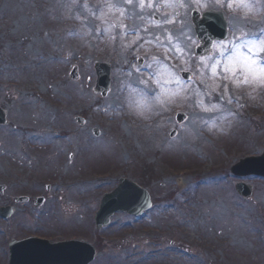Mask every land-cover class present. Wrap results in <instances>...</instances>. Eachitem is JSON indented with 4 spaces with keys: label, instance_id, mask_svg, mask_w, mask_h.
I'll list each match as a JSON object with an SVG mask.
<instances>
[{
    "label": "rangeland",
    "instance_id": "rangeland-1",
    "mask_svg": "<svg viewBox=\"0 0 264 264\" xmlns=\"http://www.w3.org/2000/svg\"><path fill=\"white\" fill-rule=\"evenodd\" d=\"M44 2L0 0V107L8 121L0 125V207L14 208L0 221V264L6 243L31 233L81 235L99 252L91 264H264V179L229 170L264 151V85L235 83L243 80V56L264 67L257 50L264 0H109L107 15L97 3L77 4L89 37L85 29L62 31L65 0ZM191 10L221 11L226 23L227 41L214 42L206 58L193 54ZM140 38L170 56L144 53ZM106 40L108 48L98 50ZM96 61L110 66L103 97L94 90ZM180 71H189V80ZM127 86L136 100L126 106L131 113L122 103ZM179 111L186 118L177 126ZM171 129L177 133L168 138ZM176 143L180 159L195 154L193 170L178 159L172 169L160 161L164 145ZM122 177L145 187L152 205L141 218L117 212L95 231L98 201ZM238 182L248 197L236 193ZM20 195L29 201L15 203ZM36 197L44 200L35 208Z\"/></svg>",
    "mask_w": 264,
    "mask_h": 264
},
{
    "label": "water",
    "instance_id": "water-1",
    "mask_svg": "<svg viewBox=\"0 0 264 264\" xmlns=\"http://www.w3.org/2000/svg\"><path fill=\"white\" fill-rule=\"evenodd\" d=\"M196 25V35L200 45L196 48V55H206L211 50L213 40L226 39L225 22L220 13H204L202 18L198 14H192ZM97 75L95 90L105 95L109 85V66L103 63L95 64ZM73 79L77 78L75 68L70 72ZM188 78V74H182ZM177 123L184 120L183 114H176ZM80 123L82 120L78 119ZM5 123L4 112L0 109V124ZM175 131L170 133L173 136ZM231 173L235 176L258 175L264 177V152L260 156L241 159L231 167ZM236 191L247 197L249 188L243 183L236 184ZM2 188L0 187V191ZM24 200V199H17ZM150 205L149 197L145 189L127 179H120L118 185L110 193L104 194L99 207L94 214L95 227L97 229L106 226L110 217L117 211L131 215H140ZM12 213L11 207H0V217L6 218ZM8 264H88L95 255L94 248L84 241H68L50 244L44 240L26 239L12 241L9 244Z\"/></svg>",
    "mask_w": 264,
    "mask_h": 264
},
{
    "label": "snow or ice",
    "instance_id": "snow-or-ice-1",
    "mask_svg": "<svg viewBox=\"0 0 264 264\" xmlns=\"http://www.w3.org/2000/svg\"><path fill=\"white\" fill-rule=\"evenodd\" d=\"M128 3H131V0H127ZM243 3V0H240ZM144 5L141 4V7ZM183 6V5H181ZM87 7V6H85ZM228 7H232V3H229ZM173 21L169 20L168 23H172ZM258 51L264 52V41H261L260 46L257 48ZM243 69H244V76L242 81H235L238 85L240 83H251V82H258L261 85H264V67H260L257 65L256 60L252 59L250 56H243ZM233 71V75H235V71ZM213 75L216 74V67H212Z\"/></svg>",
    "mask_w": 264,
    "mask_h": 264
},
{
    "label": "flooded vegetation",
    "instance_id": "flooded-vegetation-1",
    "mask_svg": "<svg viewBox=\"0 0 264 264\" xmlns=\"http://www.w3.org/2000/svg\"><path fill=\"white\" fill-rule=\"evenodd\" d=\"M38 237H41V238H45V239H48L49 241L51 242H55V241H58V240H63L65 238H62V237H58L56 238L53 234H50V233H47V234H36ZM35 235V236H36ZM65 237V236H64Z\"/></svg>",
    "mask_w": 264,
    "mask_h": 264
},
{
    "label": "trees",
    "instance_id": "trees-1",
    "mask_svg": "<svg viewBox=\"0 0 264 264\" xmlns=\"http://www.w3.org/2000/svg\"><path fill=\"white\" fill-rule=\"evenodd\" d=\"M43 1V0H42ZM169 152V155H172V152L171 151H168ZM162 160L164 161V162H166L167 164H171V166H177V158H172V156H168V155H163V157H162ZM170 161H172L173 163H168V162H170Z\"/></svg>",
    "mask_w": 264,
    "mask_h": 264
}]
</instances>
